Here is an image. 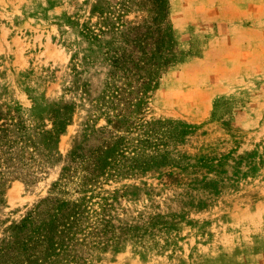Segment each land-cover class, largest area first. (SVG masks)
Here are the masks:
<instances>
[{"label":"rangeland","instance_id":"374dc122","mask_svg":"<svg viewBox=\"0 0 264 264\" xmlns=\"http://www.w3.org/2000/svg\"><path fill=\"white\" fill-rule=\"evenodd\" d=\"M118 2L0 0V248L122 109L105 54L114 32L80 34L93 4ZM169 4L181 56L142 116L160 122V145L133 152L143 129L120 132L126 153L83 202L106 232L66 264H248L264 252V0ZM50 111L65 126L48 144Z\"/></svg>","mask_w":264,"mask_h":264},{"label":"trees","instance_id":"16d2710c","mask_svg":"<svg viewBox=\"0 0 264 264\" xmlns=\"http://www.w3.org/2000/svg\"><path fill=\"white\" fill-rule=\"evenodd\" d=\"M169 5V0H119L115 7L92 5L89 21L80 34L95 42L106 32L102 28L114 32L112 42L117 39L116 44H111L105 54H110V76L118 83L114 98L120 100L122 109L112 107L106 126L97 131L100 142L95 147L87 151L81 147L71 153L73 166L62 170L54 187L58 188V195L45 198L20 224L11 227L12 241L0 248V264H66L75 248L97 246L98 234L104 235L106 227H101V223L97 227L96 221L92 223L93 216L83 202L87 191L100 178L110 175L118 156L126 153L127 140L120 132L143 129L146 138L137 136L133 152L160 145L159 134L155 136L153 132V126L160 122H147L142 116L160 79L181 56L169 18ZM128 16L132 19L128 20ZM94 17L97 21L92 23ZM109 20L113 22L107 24ZM45 118L51 123V128L44 131V141L49 144L61 134L65 122L58 120L53 111ZM159 132L164 135L162 128ZM72 183L79 194L77 198L68 196L66 191Z\"/></svg>","mask_w":264,"mask_h":264},{"label":"crops","instance_id":"0c3cea01","mask_svg":"<svg viewBox=\"0 0 264 264\" xmlns=\"http://www.w3.org/2000/svg\"><path fill=\"white\" fill-rule=\"evenodd\" d=\"M260 256L263 258L262 261H260ZM248 264H264V252L261 254H257L255 256V262L253 263H248Z\"/></svg>","mask_w":264,"mask_h":264}]
</instances>
